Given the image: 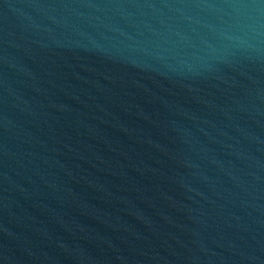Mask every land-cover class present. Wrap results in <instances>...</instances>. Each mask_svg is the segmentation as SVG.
<instances>
[{
    "label": "water",
    "instance_id": "obj_1",
    "mask_svg": "<svg viewBox=\"0 0 264 264\" xmlns=\"http://www.w3.org/2000/svg\"><path fill=\"white\" fill-rule=\"evenodd\" d=\"M0 264H264V0H0Z\"/></svg>",
    "mask_w": 264,
    "mask_h": 264
}]
</instances>
